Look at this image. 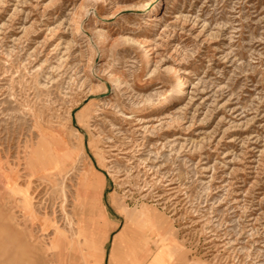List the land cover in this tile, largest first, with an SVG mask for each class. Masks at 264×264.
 <instances>
[{
    "label": "rangeland",
    "instance_id": "rangeland-1",
    "mask_svg": "<svg viewBox=\"0 0 264 264\" xmlns=\"http://www.w3.org/2000/svg\"><path fill=\"white\" fill-rule=\"evenodd\" d=\"M103 244L264 264V0H0V264Z\"/></svg>",
    "mask_w": 264,
    "mask_h": 264
},
{
    "label": "bare ground",
    "instance_id": "bare-ground-1",
    "mask_svg": "<svg viewBox=\"0 0 264 264\" xmlns=\"http://www.w3.org/2000/svg\"><path fill=\"white\" fill-rule=\"evenodd\" d=\"M184 84L185 82L180 81L178 88H174V90L166 92L162 96L161 101L155 105L156 106L155 111L164 108L168 104L169 100L173 99L174 97L180 96L184 92ZM124 212H127V211L125 210ZM142 219H144L143 222L146 227L154 225V221H152V219H150L147 215H145L144 217H141L139 220H142Z\"/></svg>",
    "mask_w": 264,
    "mask_h": 264
},
{
    "label": "crops",
    "instance_id": "crops-1",
    "mask_svg": "<svg viewBox=\"0 0 264 264\" xmlns=\"http://www.w3.org/2000/svg\"><path fill=\"white\" fill-rule=\"evenodd\" d=\"M152 214V213H151ZM157 222V221H156ZM106 226V229L104 230V231H106V233L107 232H109L110 230H111V225L109 224V225H105ZM128 227L130 228V230H135L130 224H128ZM164 234V233H163ZM165 235V234H164ZM166 236V235H165ZM104 245L105 244H103V253H102V257H101V264H112V261L110 262V261H108L109 259H108V254L109 253H106V251H105V248H104Z\"/></svg>",
    "mask_w": 264,
    "mask_h": 264
}]
</instances>
